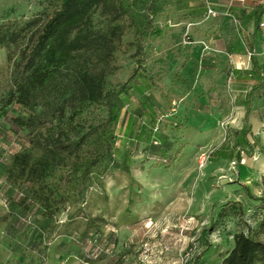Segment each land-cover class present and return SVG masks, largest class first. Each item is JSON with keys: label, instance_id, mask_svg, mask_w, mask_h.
I'll use <instances>...</instances> for the list:
<instances>
[{"label": "rangeland", "instance_id": "rangeland-1", "mask_svg": "<svg viewBox=\"0 0 264 264\" xmlns=\"http://www.w3.org/2000/svg\"><path fill=\"white\" fill-rule=\"evenodd\" d=\"M121 1L104 0L92 12V27L104 38L95 49L78 53L34 107L14 104L0 115V264H194L205 250L199 264H220L234 246L235 234L248 232L249 226L264 219V203L251 197H264V95L252 93V76L233 71L235 55L249 61L253 49L245 44L226 50L225 68L215 75V107L223 116L216 125L220 132L215 144L199 148L190 165L185 161V105L199 89H211L212 80L196 75V63L188 71L187 60L174 57L198 34L197 28L187 33L188 25L177 21H193L196 16L181 13L187 0H153L154 20L164 33L141 38L137 26L146 25L151 17L150 0H140L132 14L120 11ZM59 6L60 0H0V107L44 23ZM139 41L146 46V67L123 97L113 154L97 135L79 151L63 153L62 165L47 176L50 186L63 180L69 185L74 161L90 155L103 161L64 212L49 218L39 205L25 208L19 198L28 185L15 187L7 179L14 154L32 139L56 138L60 121L85 126L105 123L102 101L79 106L80 74L90 76L97 88L126 81ZM254 43L264 71L262 28ZM247 66L251 69L252 62ZM145 97L151 98L148 107ZM174 102L181 103L171 115ZM18 118L27 123L20 124ZM203 151L210 153L211 163L200 168L198 157ZM125 156L130 172L125 169ZM236 201L242 203L237 212ZM223 210L226 215L219 219ZM212 219L217 223L205 236L203 230ZM92 220L99 230L92 227Z\"/></svg>", "mask_w": 264, "mask_h": 264}, {"label": "trees", "instance_id": "trees-1", "mask_svg": "<svg viewBox=\"0 0 264 264\" xmlns=\"http://www.w3.org/2000/svg\"><path fill=\"white\" fill-rule=\"evenodd\" d=\"M104 0H60L59 8L44 23L39 38L25 60L24 69L18 72L14 78V88L8 98L0 107V115H6L10 106L14 104L24 107H34L35 101L47 91L56 81L58 75L64 68L68 67L75 56L90 49L104 38V34L92 27V12ZM140 0H122L120 11L132 14L133 6L140 7ZM153 0L147 5L151 17L147 24L143 22L137 26V32L141 38H156L164 33L154 20ZM264 7L258 5L252 15L255 22V35L260 32ZM253 49L251 69L244 71L236 70L238 73L250 75L255 79L252 93L257 97L264 95V71L254 52L255 43L250 45ZM136 61L126 81L117 82L111 88H97L87 74H80L81 102L102 101L107 111V120L102 124H83L58 122V135L53 140L46 142L41 139H32L29 144L17 151L9 166L7 167V179L15 187L22 188L28 185L27 192H22L19 203L25 208L31 209L39 205L45 215L53 218L57 213H62L69 201H75L78 193L83 192L95 171L98 162L103 161L99 155H90L72 163V173L68 180L60 181L56 186H50L47 176L50 171L62 165L63 153H75L80 150L88 140L97 135L98 139L106 145L109 152H112L116 140L114 129L119 121V111L124 107L123 97L128 95L133 88L132 82L137 81L146 67V46L142 42L136 45ZM145 106L151 103V98L145 97ZM140 114V113H139ZM20 124L27 121L18 118ZM130 119L127 122L129 126ZM127 126V128H128ZM247 143H250L246 140ZM113 154V152H112ZM166 155V151H164ZM116 162V159H113ZM125 156V169L130 172ZM251 195V194H250ZM251 197L264 203V197ZM242 208L241 202L233 204ZM226 210L218 215L222 219ZM53 221H56L55 219ZM92 227L99 230V224L92 220ZM217 219H212L210 226L203 230L207 235L209 230L216 225ZM206 251V250H205ZM195 258L194 264H199L204 252ZM202 264V263H201ZM220 264H264V219L257 226H249L248 232L242 231L234 236V246L222 258Z\"/></svg>", "mask_w": 264, "mask_h": 264}, {"label": "crops", "instance_id": "crops-1", "mask_svg": "<svg viewBox=\"0 0 264 264\" xmlns=\"http://www.w3.org/2000/svg\"><path fill=\"white\" fill-rule=\"evenodd\" d=\"M187 1L186 9L181 10V13H191L196 16V19L188 22L181 20L176 24L188 25L187 33L197 28V39L194 42L186 41L185 48H181V53L176 55L174 60H187L185 70L188 71L193 63H196V75L212 80H210L211 89L207 88L210 84L206 87L207 91L205 88L199 89V94L188 97V103L185 105L187 124L184 134L188 142L185 161L193 165L196 159L195 153L199 148L207 144H215L217 131L220 132L216 125L223 116L220 113L221 109L215 107V75H220L221 70L225 68L227 60L225 52L229 47L251 45L256 42L257 34L255 35V22L252 15L258 5L264 7V0H207L216 10V16L208 15L206 0H197L196 4L193 0ZM262 20H264V10ZM234 59L237 65L233 67V71L236 75L244 74L236 70H247L249 68L247 64L251 63V56L248 61L246 57L237 53ZM239 64H243L244 67L242 68ZM193 98L196 102L192 104L190 101Z\"/></svg>", "mask_w": 264, "mask_h": 264}, {"label": "built area", "instance_id": "built-area-1", "mask_svg": "<svg viewBox=\"0 0 264 264\" xmlns=\"http://www.w3.org/2000/svg\"><path fill=\"white\" fill-rule=\"evenodd\" d=\"M207 1V0H206ZM207 11H208V15H212V16H216L217 12L216 10L209 4V2L207 1ZM261 28L264 30V21L261 22ZM181 102H174V107L172 109L173 114L174 115L179 107ZM210 153L208 151H203L200 153L199 157H198V165L200 168H205L207 167L208 163L210 162ZM245 158H242L241 163H245ZM233 165H236L237 162L233 161L232 162Z\"/></svg>", "mask_w": 264, "mask_h": 264}]
</instances>
